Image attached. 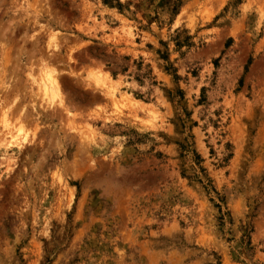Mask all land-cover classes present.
<instances>
[{"label": "rangeland", "instance_id": "rangeland-1", "mask_svg": "<svg viewBox=\"0 0 264 264\" xmlns=\"http://www.w3.org/2000/svg\"><path fill=\"white\" fill-rule=\"evenodd\" d=\"M0 264H264V0H0Z\"/></svg>", "mask_w": 264, "mask_h": 264}, {"label": "bare ground", "instance_id": "bare-ground-1", "mask_svg": "<svg viewBox=\"0 0 264 264\" xmlns=\"http://www.w3.org/2000/svg\"><path fill=\"white\" fill-rule=\"evenodd\" d=\"M46 68L47 67H45V69ZM48 71H43L44 73L47 72V76L44 75V79L47 78V84L44 83L46 81V79L45 80L40 79V81H42V82L44 81V82L42 83V85H41V82H40V84H37L38 85L37 88L42 93L43 99H47L49 101L57 99L61 102L62 101V95H61V91H60V87H59V83H58V79H57L58 74H56L54 72V70H53V72H51V70H50L49 73H48ZM34 83H37V82H35V80H34ZM18 120H19L18 122L21 125H23V123H22L23 120L21 118H18ZM9 123L8 122L6 123L7 127L8 126L11 127V124H9ZM22 128H23L22 126H19V130H22Z\"/></svg>", "mask_w": 264, "mask_h": 264}]
</instances>
